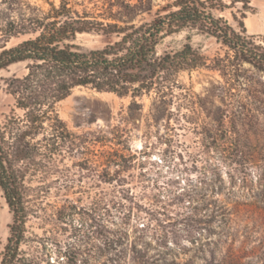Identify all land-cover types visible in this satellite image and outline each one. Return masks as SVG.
Returning a JSON list of instances; mask_svg holds the SVG:
<instances>
[{
    "label": "rangeland",
    "instance_id": "rangeland-1",
    "mask_svg": "<svg viewBox=\"0 0 264 264\" xmlns=\"http://www.w3.org/2000/svg\"><path fill=\"white\" fill-rule=\"evenodd\" d=\"M29 1L47 10L49 2L60 0ZM173 2L93 0L86 5L96 13L112 12L121 24H139L165 13ZM251 6L245 20L248 34L264 37V0H252ZM226 16L232 21L229 12ZM29 37L34 35L13 38L8 46ZM116 40L92 33L79 35L76 43L92 50ZM189 42L202 54L204 65L179 74L185 92L175 91L172 115L154 122L152 97L137 98L143 109L130 110L131 96L90 88H77L56 105L81 147L54 159L37 158L26 177L29 235L42 238L54 256L69 244L95 243L100 230L127 232L133 240L143 229L156 240L181 242L194 224L188 204L194 207L204 198L235 207L234 218L250 234L239 238L238 249L247 242L256 252L264 250V70L237 59L216 39L190 30L165 38L158 54L175 52ZM256 43L264 47L261 39ZM26 72V63L0 71V127L25 114L8 84ZM118 129L123 136L115 139ZM97 139L105 142L93 145ZM112 147L123 150L126 160L117 181L109 182L108 168L97 163L95 154ZM181 192L186 196L175 200ZM243 192L253 196L246 200ZM10 222L0 191V254Z\"/></svg>",
    "mask_w": 264,
    "mask_h": 264
},
{
    "label": "trees",
    "instance_id": "trees-1",
    "mask_svg": "<svg viewBox=\"0 0 264 264\" xmlns=\"http://www.w3.org/2000/svg\"><path fill=\"white\" fill-rule=\"evenodd\" d=\"M87 1L93 0L49 2L44 10L29 0H0V71L17 63H26L27 70L8 84L16 106L25 114L0 127V191L11 215L0 264H264V250L256 252L247 242L241 249L236 247L240 237L250 234L234 218L235 207L209 198L194 207L188 204L194 224L181 242L156 240L143 229L136 231L133 240L127 232L100 230L95 243L69 244L54 256L42 238L29 235V166L37 158L54 159L81 147L56 110L75 89L131 96L130 110L143 109L137 98L152 97L154 122L172 115L175 91L185 92L179 74L203 66L204 58L190 42L162 55L158 46L187 30L216 39L237 59L264 70V47L256 43L258 39L264 43V37L248 34L245 24L247 13L253 11L252 0H174L165 13L139 24H121L112 12H93ZM92 33L117 40L100 49L83 50L76 43L78 36ZM32 34L8 46L11 39ZM122 132L118 129L114 138H121ZM95 155L97 163L108 168V181H117L126 160L124 151L112 147ZM111 167L116 168L113 173ZM211 193H216L215 188ZM179 196L174 199L186 193ZM252 196L241 194L246 200Z\"/></svg>",
    "mask_w": 264,
    "mask_h": 264
},
{
    "label": "bare ground",
    "instance_id": "bare-ground-1",
    "mask_svg": "<svg viewBox=\"0 0 264 264\" xmlns=\"http://www.w3.org/2000/svg\"><path fill=\"white\" fill-rule=\"evenodd\" d=\"M261 20H262V22L264 23V16L261 17ZM248 24H249V22H248V20H247V26H248Z\"/></svg>",
    "mask_w": 264,
    "mask_h": 264
}]
</instances>
